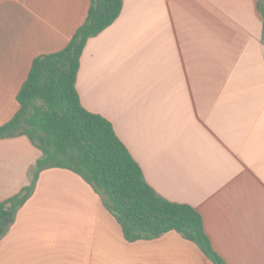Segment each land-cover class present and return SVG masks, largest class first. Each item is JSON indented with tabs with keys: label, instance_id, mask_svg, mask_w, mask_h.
<instances>
[{
	"label": "crops",
	"instance_id": "obj_1",
	"mask_svg": "<svg viewBox=\"0 0 264 264\" xmlns=\"http://www.w3.org/2000/svg\"><path fill=\"white\" fill-rule=\"evenodd\" d=\"M92 0H0V126L34 59L63 49ZM170 201L196 208L227 264H264V20L258 0H123L87 40L76 82ZM41 150L0 138V201L30 184ZM0 264H216L171 230L128 240L78 173L40 172L0 240Z\"/></svg>",
	"mask_w": 264,
	"mask_h": 264
},
{
	"label": "trees",
	"instance_id": "obj_2",
	"mask_svg": "<svg viewBox=\"0 0 264 264\" xmlns=\"http://www.w3.org/2000/svg\"><path fill=\"white\" fill-rule=\"evenodd\" d=\"M123 0H92L85 22L61 50L37 56L17 100L18 112L0 126V138L26 135L42 155L31 169L30 184L0 201V240L31 197L41 171L70 169L97 191L134 241L175 230L195 242L216 264H227L214 250L199 211L170 201L146 180L143 169L113 124L86 109L77 91V74L87 40L120 15ZM264 20V0H258Z\"/></svg>",
	"mask_w": 264,
	"mask_h": 264
}]
</instances>
